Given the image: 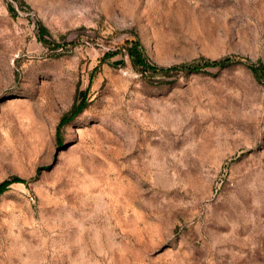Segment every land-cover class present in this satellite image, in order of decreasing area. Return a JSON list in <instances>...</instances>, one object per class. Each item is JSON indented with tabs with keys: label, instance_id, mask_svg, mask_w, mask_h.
I'll return each mask as SVG.
<instances>
[{
	"label": "rangeland",
	"instance_id": "obj_1",
	"mask_svg": "<svg viewBox=\"0 0 264 264\" xmlns=\"http://www.w3.org/2000/svg\"><path fill=\"white\" fill-rule=\"evenodd\" d=\"M0 264H264V0H0Z\"/></svg>",
	"mask_w": 264,
	"mask_h": 264
},
{
	"label": "trees",
	"instance_id": "obj_2",
	"mask_svg": "<svg viewBox=\"0 0 264 264\" xmlns=\"http://www.w3.org/2000/svg\"><path fill=\"white\" fill-rule=\"evenodd\" d=\"M132 52V55L134 56V57H136L141 63H143V64H145V62H144V60H143V58H142V55L140 54V52H139V50H138V47L137 46H135L134 47V49L131 51ZM229 62V59H227V60H225V61H222V62H215V63H213L215 66H219V65H221L222 63L223 64H227Z\"/></svg>",
	"mask_w": 264,
	"mask_h": 264
}]
</instances>
